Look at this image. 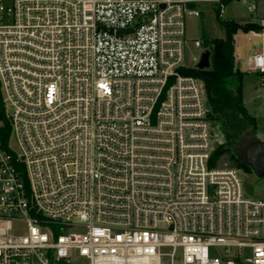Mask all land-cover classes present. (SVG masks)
Returning a JSON list of instances; mask_svg holds the SVG:
<instances>
[{
    "label": "built area",
    "instance_id": "obj_1",
    "mask_svg": "<svg viewBox=\"0 0 264 264\" xmlns=\"http://www.w3.org/2000/svg\"><path fill=\"white\" fill-rule=\"evenodd\" d=\"M205 5L226 8L0 0V110L21 151L0 142V264H264V200L212 165L205 87L186 74L201 56L185 21ZM247 69L264 93L263 49Z\"/></svg>",
    "mask_w": 264,
    "mask_h": 264
},
{
    "label": "trees",
    "instance_id": "obj_2",
    "mask_svg": "<svg viewBox=\"0 0 264 264\" xmlns=\"http://www.w3.org/2000/svg\"><path fill=\"white\" fill-rule=\"evenodd\" d=\"M217 15L225 32L224 38L209 42L207 38L203 39L205 48L211 51V67L208 70H189L186 74L200 79L205 87L215 136L212 165L216 166L223 157H227L236 169L250 172V167L242 160L243 146L250 136L257 137L258 126L245 104L244 88L248 73L242 71L238 64L235 37L240 31H259L260 26L225 21L220 13ZM11 133L12 128L1 108L0 142L4 147L10 142Z\"/></svg>",
    "mask_w": 264,
    "mask_h": 264
},
{
    "label": "rangeland",
    "instance_id": "obj_3",
    "mask_svg": "<svg viewBox=\"0 0 264 264\" xmlns=\"http://www.w3.org/2000/svg\"><path fill=\"white\" fill-rule=\"evenodd\" d=\"M223 1H225V3L227 1L226 8L221 17V19L225 21H237L242 24H257L258 22L264 20V0H256L257 10L255 13L249 12L248 6L243 4L244 0ZM215 9V6L205 5L204 7H200V10L202 11L201 17L197 18L188 16L186 18V36L189 42L187 46V58L189 64L192 63V59L194 57H200L202 54V50L195 47V40L207 38V41L209 42L217 38H224L225 36L224 29L218 21V15ZM249 33L240 31L236 35V55L241 70L248 73L245 78L244 88L245 104L249 112L257 120V137L264 141V93L258 91V78L255 75L249 73L247 69V61L258 50H264V39L260 36L251 35ZM245 145L246 142L244 146ZM9 147L14 153L20 154L21 151L14 134H12L10 137ZM216 167L236 169L233 163L227 157H223L218 162ZM240 171L243 181V188L247 195L251 198L264 200V178H258L251 169L250 172H245L244 170ZM14 228V233L16 234H24L27 231L26 224L22 222L16 223ZM77 264L85 263L81 262L80 260Z\"/></svg>",
    "mask_w": 264,
    "mask_h": 264
},
{
    "label": "water",
    "instance_id": "obj_4",
    "mask_svg": "<svg viewBox=\"0 0 264 264\" xmlns=\"http://www.w3.org/2000/svg\"><path fill=\"white\" fill-rule=\"evenodd\" d=\"M194 6L191 5V8ZM128 33V32H127ZM130 33V32H129ZM123 34V32H120ZM211 67V51L205 50L197 65L198 70H208ZM242 160L250 167L253 173L260 179L264 178V141L258 137L250 136L243 146Z\"/></svg>",
    "mask_w": 264,
    "mask_h": 264
}]
</instances>
